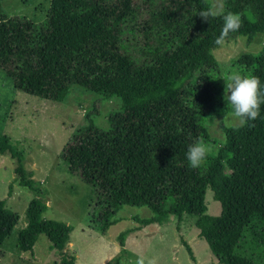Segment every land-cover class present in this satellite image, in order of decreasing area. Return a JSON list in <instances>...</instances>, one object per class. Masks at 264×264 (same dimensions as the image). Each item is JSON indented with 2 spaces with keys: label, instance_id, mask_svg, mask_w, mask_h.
<instances>
[{
  "label": "trees",
  "instance_id": "trees-1",
  "mask_svg": "<svg viewBox=\"0 0 264 264\" xmlns=\"http://www.w3.org/2000/svg\"><path fill=\"white\" fill-rule=\"evenodd\" d=\"M223 4L224 13L242 20L227 40L249 42L264 32V0ZM208 10L206 0H49L43 23L34 25L7 16L0 0V72L16 91L52 103L63 102L72 86L120 100L107 131L87 118L60 152L68 172L91 188L92 229L103 235L122 206L147 208L152 217L134 220L144 227L170 216L195 217L197 236L217 264H264V102L255 121L220 124L223 141L206 166L193 169L186 158L190 145L210 143L205 122L221 107L211 51L223 18L204 22L199 14ZM231 66L258 77L264 99V45ZM0 156L13 161V181L32 195L16 248L31 254L42 235L60 256L58 264H77L65 251L71 228L41 218L40 184L3 135ZM206 189L219 203L218 216L205 214ZM16 222L0 200V246Z\"/></svg>",
  "mask_w": 264,
  "mask_h": 264
},
{
  "label": "rangeland",
  "instance_id": "rangeland-1",
  "mask_svg": "<svg viewBox=\"0 0 264 264\" xmlns=\"http://www.w3.org/2000/svg\"><path fill=\"white\" fill-rule=\"evenodd\" d=\"M206 1L210 10L220 11L223 0ZM1 9L7 16L39 25L45 19L49 0H1ZM263 45L264 32L255 34L249 42L237 36L211 51L218 69V104L221 107L205 122L210 140L205 144L213 148L209 159L216 155L223 141L220 124L228 128L239 126L238 121L223 120L224 114L230 112L223 99L225 82L220 78L226 71H235L232 61L241 55H258ZM120 106L116 97L103 99L77 86L70 88L63 102L52 103L16 91L11 79L0 72V135L17 149L22 168L40 184L46 206L41 218L71 228L64 245L65 251L75 256L77 264H135L140 256L146 261L154 260L155 264H217L206 243L197 236L195 217L183 216L178 220L170 216L160 225L144 227L134 220L152 217L147 208L122 206L112 218L113 225L103 235L90 227L91 188L68 172L60 152L75 130L86 124L87 118L96 128L107 131L106 119L118 112ZM213 117L223 121L217 122ZM207 164L208 160L201 167ZM13 165L9 157L0 156V200H4L5 208L17 216L16 225L0 246V264H58L60 256L42 235L37 238L31 254L16 248V236L25 225L24 213L32 195L13 181ZM203 203L205 214L219 215V203L213 200L208 189Z\"/></svg>",
  "mask_w": 264,
  "mask_h": 264
},
{
  "label": "clouds",
  "instance_id": "clouds-1",
  "mask_svg": "<svg viewBox=\"0 0 264 264\" xmlns=\"http://www.w3.org/2000/svg\"><path fill=\"white\" fill-rule=\"evenodd\" d=\"M223 7V2H221L220 11L208 10L201 11L199 14L204 22H209L210 17L222 15L223 27L220 35L215 40V44L220 46L226 42L231 32H238L242 26L240 14L233 12L224 13ZM220 79L225 82L223 99L226 105L231 108L230 113L224 114L223 120L238 121L240 126L250 121H255L260 116V106L264 102L260 92L259 78L245 76L238 71H226ZM212 151V146L204 142H196L190 145L186 153L190 167L193 169L200 168ZM135 264H155V261H146L143 256H140L135 260Z\"/></svg>",
  "mask_w": 264,
  "mask_h": 264
}]
</instances>
